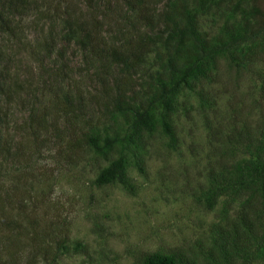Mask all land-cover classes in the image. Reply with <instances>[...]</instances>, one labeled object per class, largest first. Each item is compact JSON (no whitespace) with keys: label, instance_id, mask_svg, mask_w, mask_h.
<instances>
[{"label":"trees","instance_id":"trees-1","mask_svg":"<svg viewBox=\"0 0 264 264\" xmlns=\"http://www.w3.org/2000/svg\"><path fill=\"white\" fill-rule=\"evenodd\" d=\"M30 2L33 19L23 23L22 17L27 16ZM34 2L45 6L40 10ZM159 2L115 0V5L123 12L110 18L104 12L98 16L88 13L87 9L92 12L95 9L90 3L84 5L85 12L76 14L68 9L66 0H0V73L3 71L0 74V92L3 93L0 94L4 95V103H10L13 96L21 101L26 100L27 95L31 98L26 100L27 113L22 124L23 129L32 135V140H37L41 132L51 131L52 137L59 136L57 125L62 122L67 136H77L75 142L63 146L70 162L72 155L79 156L85 151L98 159H111L109 165L99 170L97 179L102 183L110 182L120 174L127 142L139 140L143 131L158 128L166 138L165 146L175 149L176 137L170 116L175 112L178 93L193 89L197 93V108H212L216 99L215 94H211L213 84L217 82L223 65L235 71L244 66L263 65L257 75L256 100L261 110L259 115L264 121V5L260 6L259 2L258 6L251 4L249 16L240 15L237 19L229 20L224 18L216 27L200 29L198 20L205 14H209L210 22L214 21L210 11L218 10L215 6L217 2L171 0L164 7L159 6ZM231 4L238 9L240 1L232 0ZM241 12H246V9L242 8ZM44 21L47 23L43 31L40 23ZM54 21L60 22L61 33L54 30ZM108 22L118 27L116 33L119 39L116 42L108 39L103 30V25ZM36 24H39L36 37L30 39L29 27ZM159 24L161 30L152 32ZM56 38L78 45L83 63L88 64L90 76L98 84L102 104L108 105L109 112L131 131L122 136L117 131L102 136L94 132L95 127L81 117L84 103L93 97L89 92L85 94L75 87L70 77L68 82L72 85L68 83L69 87L64 91L56 89L52 83V80H56L55 73L50 79H39L37 86L47 88V92L44 103L38 104L35 93L22 91L24 94L21 95V84L32 85L28 80L29 72L21 77L16 67H12L14 70L10 77L2 76L9 71L6 65L13 62V56L21 50L27 51L37 67L41 66L39 63L43 58L49 59L53 50L61 60L65 44L59 45L56 50ZM150 53H153L154 69L146 78L154 83L152 91L149 96L132 100L137 102L134 105L125 99L124 90L116 78L140 70ZM29 91L32 92V88ZM50 109L54 110V117L49 116ZM211 111L215 119L216 111L213 108ZM262 124L264 126V122ZM209 129L210 137L221 144L224 153L228 154L239 147L246 158L232 159V155H228L229 159H223L216 164L220 166L207 173L211 187L205 195L206 208L210 209L221 193L227 194L230 199H240V204L235 220L227 222L228 226L218 224L208 229L210 247L199 248L198 254L205 259L203 264H234L235 257L240 259L241 264H249L256 254L264 256V135L259 141L256 140L251 126L248 127L243 121L238 130L236 123L225 121L217 122ZM7 142H10L9 135H0V178L7 179L6 185L0 188V200H3L0 206V263L8 256L7 253L14 250L17 256L19 253L23 257V264H55V252L62 248L67 237L61 235L55 238L53 234L48 235L37 229L29 211L26 216L28 198H12L11 193L17 184L11 176L5 177L20 170V166L6 167ZM14 241L24 242L22 249L11 247ZM144 262L197 264L193 256L179 251L169 255L151 254Z\"/></svg>","mask_w":264,"mask_h":264},{"label":"rangeland","instance_id":"rangeland-1","mask_svg":"<svg viewBox=\"0 0 264 264\" xmlns=\"http://www.w3.org/2000/svg\"><path fill=\"white\" fill-rule=\"evenodd\" d=\"M66 1L68 9L76 14L85 12L86 3L95 8L93 12L87 9L92 15L98 16L104 12L114 18L118 12H123L115 5V0ZM169 1L160 0L159 6L164 7ZM239 1V8L235 9L232 0H208L211 4L217 2L215 6L218 10L210 11L213 22L209 21V14L198 20L200 29L216 27L224 18L229 20L237 19L240 15L249 16L251 4L258 6L259 2L260 6L264 5V0H255L254 3L252 0ZM34 3L40 10L45 6ZM242 8L246 12L242 13ZM33 14L30 2L27 16L22 17L23 23L31 21ZM45 22L40 23L43 31ZM53 23L54 30L61 33L60 22ZM107 24L103 25V30L108 39L118 41V27L110 22ZM29 28L30 39H33L39 24ZM161 28L159 24L152 32H159ZM56 40V50L59 45L65 44L63 53L58 50L61 60L53 50L49 59L43 58L39 63L41 66L37 67L27 51L21 50L13 56V62L6 65L9 71L2 76H11L12 67H16L21 77L29 72L28 80L32 85L21 84V95L24 94L22 91L35 93L38 104L44 103L47 92V88L37 86L39 79H50L55 73L56 80H52V83L56 89L64 91L69 87L70 77L75 87L85 94L89 92L93 97L84 103L81 117L95 127L94 132L102 136L117 131L122 136L131 131L109 112L108 105L102 104L98 84L90 76L88 64L83 63L78 45ZM152 59L153 53H150L140 70L116 78L124 90L125 99L134 105L137 102L132 100L149 96L152 91L154 83L146 78L154 69ZM262 69V64L244 66L237 71L223 65L217 82L213 84V92H208L216 97L212 105L216 111L215 119L212 108H197V93L193 89L181 90L177 95L175 112L170 116L176 148L172 150L165 146L166 138L158 128L143 131L139 140L127 142L120 174L112 181L103 183L98 181V173L109 165L111 159H98L85 151L79 156L72 155V162L67 160L68 154L63 146L75 142L77 136H67L62 122L57 125L59 136L52 137L51 131L41 132L37 140H32V135L23 129L22 124L27 113L26 100L31 98L25 94L26 100L21 101L13 96L10 103H4V95L0 94V135L8 134L10 137L6 167L20 166V170L5 178L11 176L17 184L11 193L12 198H28L26 216L30 212L37 229L48 235L53 234L55 238L66 235L64 245L55 252V264H145V258L151 254L169 255L177 251L193 256L197 264H203L205 259L201 258L198 250L210 247L208 229L218 224L228 226L227 222L235 220L240 204V199H230L227 194L221 193L211 208H206L205 195L211 187L207 173L220 166L216 164L223 159H229L228 155H232V159L246 158L239 147L228 154L224 153L221 144L210 137L209 127L225 121L236 123L238 130L243 121L248 127L251 126L255 139L260 140L264 135V121L259 115L261 110L256 93L257 75ZM69 84L72 85L71 82ZM31 88L32 92L29 91ZM54 115V110L50 109L49 116ZM245 117L248 119L244 120ZM134 146L137 148L133 150ZM6 182L7 179L0 178V188ZM22 243L14 241L10 246L20 250ZM11 252L0 264L24 263L19 253L17 256L14 250ZM234 259V264H241L239 258ZM249 264H264V256L256 254Z\"/></svg>","mask_w":264,"mask_h":264}]
</instances>
